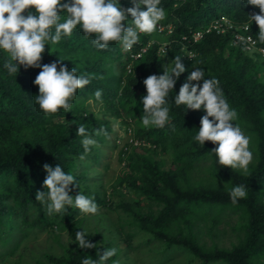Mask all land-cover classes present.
Instances as JSON below:
<instances>
[{"label":"trees","instance_id":"trees-1","mask_svg":"<svg viewBox=\"0 0 264 264\" xmlns=\"http://www.w3.org/2000/svg\"><path fill=\"white\" fill-rule=\"evenodd\" d=\"M125 4V8L132 6L130 0ZM160 6L166 8L168 19L176 26V38L202 25L208 26L221 15L227 16L236 28L249 25L251 35L258 40L259 28L248 16L259 13V8L248 5L247 0H161ZM27 11L34 12V9L26 10L25 14ZM66 15L61 13L62 21ZM199 15L206 16L205 22L199 24ZM232 34L228 31L222 36L206 37L194 46L198 55L191 62L183 60L177 46L160 56V41L141 59L133 60L130 53L122 51L119 42H110L107 49L98 50L92 44L95 34L86 36L78 25L71 36H62L58 44L49 43L45 47L41 63L61 59L69 70L75 67L77 75L87 74L92 79L76 91L70 112L61 109L55 114H45L34 102L39 91L33 81L40 69L21 66L19 72L9 75L4 68L8 54L0 50V256L16 253L31 231L50 230L55 231L56 241L60 240L61 233H67L71 243L64 246L60 242L64 255L47 256L51 264H82L86 257L98 259L97 253H102L104 248H116V255L106 262L115 264L122 253L130 257L129 250H136L132 248L135 240L139 244L163 246L160 255L187 252L194 259H201L200 264H264V58L231 45ZM151 39L154 37L147 33L139 36L132 52L137 53ZM175 56L181 57L186 71L166 98L169 123L163 128H145L140 120L141 98L146 95L143 80L152 74L162 75V65L170 63ZM193 67L202 68L205 78L219 81L230 107L238 113L234 123L251 137L254 159L249 175L223 168L209 152L215 145L205 142L202 146L193 139L199 131L201 117L206 114L203 108L192 111L184 105H175V95ZM96 90H102L103 103L95 99ZM91 100L101 104L105 113L122 118L126 125L131 122L135 126L134 139L156 145V149H150L127 143L120 150L119 163H124V167L111 193L102 188L98 175L94 179L97 182L90 179L92 175H102L96 168L104 160L105 152H98L92 146L86 158L79 159L84 149L83 137L76 135L78 125H85L89 136L99 145L107 143L112 132L108 121L90 110ZM100 128L107 135L96 136ZM202 161H209L205 171L208 176L197 180L192 174ZM56 162L75 178V184L70 185L71 196L75 197L83 189L104 204L107 217L118 214L121 240L106 239L99 232L92 236L86 231V238L96 248L81 249L75 234L85 230L84 220L78 216L82 212L66 206V211L49 216L46 205L35 200L36 192L45 190L42 185L47 173L43 165L55 167ZM237 185H244L248 195L234 205L229 190ZM142 197L149 207L142 206ZM234 216H237L235 222ZM198 222H204L208 232L223 223L230 225L237 243L226 249L216 245L211 249L202 248L199 237L202 230L194 233ZM185 230H188L187 236H183ZM120 243H127L128 249H121Z\"/></svg>","mask_w":264,"mask_h":264},{"label":"clouds","instance_id":"clouds-1","mask_svg":"<svg viewBox=\"0 0 264 264\" xmlns=\"http://www.w3.org/2000/svg\"><path fill=\"white\" fill-rule=\"evenodd\" d=\"M125 1L127 0H0V50L6 52L9 57L4 63V68L9 75L19 72L21 66L25 69H40L33 81L39 91L34 97V102L45 114H55L61 109L66 113L70 112L76 91L91 82V76L77 75L76 68L69 70L61 59L60 62L41 63L45 47L49 43L58 44L62 36H71L78 25L86 36L95 34L92 44L98 50L107 49L110 42H119L123 47L122 51L130 53L133 60L141 59L155 42L160 41V56H163L167 49L177 46L183 53V60L191 62L198 55L194 52L195 45L208 36H222L228 31L233 33L231 45L251 54L257 53L264 58V45L260 44L264 43V0H247L248 5L259 8V13L254 12L248 16L259 28L258 40L251 35L249 25L244 24L236 28L227 16L221 15L211 20L208 26L202 25L195 30L191 28L192 31L188 35L182 34L180 38H176V26L168 19L166 8L160 6L161 0H130L132 6L127 8L124 7ZM29 9H34V12L27 11L25 14ZM61 13L67 14L63 21ZM197 20L201 24L205 22L206 16L199 15ZM146 33L154 39L137 53H133L132 48L138 43L139 36ZM162 68V75L152 74L143 80L146 95L141 98L143 115L140 120L145 128H163L169 123L170 109L166 98L169 92L173 91L181 74L186 71L179 56L162 65ZM200 81H203L202 85ZM94 97L103 103L102 90H96ZM92 102L89 101V104ZM174 103L176 106L184 105L192 111L203 108L206 114L201 117L199 131L193 139L202 146L205 142L215 145L209 152L216 156L218 164L223 168L240 170L244 175L250 174L249 166L254 159L250 149L251 137L245 134L238 123H234L238 120V113L230 107L216 78H205L202 68L193 67L181 85L178 95H175ZM128 123L126 127L132 130L129 144L156 149V145L151 141L134 139L135 126L131 122ZM76 135L83 137L81 144L84 154L79 157L80 160L86 158L92 146L98 152L103 151L106 143L97 144V141L89 136L85 125H78ZM95 135L107 133L105 129L100 128L96 130ZM56 163L55 167L47 163L43 165V170L47 173L42 185L45 190H38L35 196L37 202L46 205L47 214H59L67 210L66 206H71L82 212L78 216L83 220L88 214L94 217L105 215L104 204L98 203L94 196L88 195L83 189L75 197L69 194L70 185L75 184V178L62 169L64 166L61 163ZM247 195L244 185H237L229 190V197L234 205L239 200L246 199ZM87 236L86 230L76 232L75 239L79 247L96 248ZM116 252V248H104L102 253H97L98 259L86 257L82 264H106Z\"/></svg>","mask_w":264,"mask_h":264},{"label":"rangeland","instance_id":"rangeland-1","mask_svg":"<svg viewBox=\"0 0 264 264\" xmlns=\"http://www.w3.org/2000/svg\"><path fill=\"white\" fill-rule=\"evenodd\" d=\"M91 111L97 113L99 118L105 119L110 124L112 132L109 134L110 140L103 146L102 150L105 152V158L102 160V164L98 166V169L102 175L95 174L90 177L93 183L97 182V175L99 179H102V188H105L108 193H111L116 185V180L121 176V167H124V163H119V152L125 146L126 143L130 142L132 136V130L126 127V123L120 119L109 115L104 112L103 106L101 104L91 103ZM157 159L160 156H153ZM165 158V156H164ZM209 161H202L198 163V168L193 172L192 177H196L197 180L207 177L208 171L207 166ZM125 191V190H124ZM110 196V194H108ZM116 200V199H115ZM142 206L149 207L148 202L144 197L141 199ZM105 212L108 211L107 208H103ZM159 207H155V210H159ZM118 214L113 213L109 217L106 215H100L94 217L93 215H86L84 221L85 230L92 236L94 233H100L106 239H117L119 241L122 239V234L118 231ZM237 220V216H234L233 222ZM234 224V223H233ZM211 224H209V227ZM206 225L204 222H198L194 228V233H198L199 229L202 230V234L199 235L201 238V247L204 249H211L212 246L219 248H231L232 244L237 243L236 235L231 233V226L225 225V223L220 224L217 229L213 232H208L205 229ZM226 230L224 233H219L218 230ZM188 235V230L184 231L183 236ZM55 231H39L33 230L28 234L26 240L21 242L20 249L10 257L0 256V264H38L39 261L45 264H51L47 259V256L61 257L64 255V249L60 247V242L64 246L70 245V240L67 233L60 234V240L56 241ZM121 249H128L127 243H120ZM132 248L136 250H129L128 256L124 253L120 255L115 262L118 264H200L201 259H194L193 256L187 252L173 253L171 255L163 254L160 255L159 250L164 248L163 246H156L151 243L145 245L140 243L138 240L132 242ZM5 253L4 250H2ZM1 252V253H2ZM128 258V259H127ZM193 258V259H192ZM49 262V263H48Z\"/></svg>","mask_w":264,"mask_h":264}]
</instances>
